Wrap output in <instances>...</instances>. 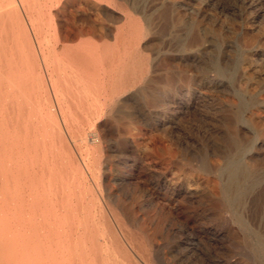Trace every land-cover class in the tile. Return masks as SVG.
I'll return each mask as SVG.
<instances>
[{
	"label": "rangeland",
	"instance_id": "obj_1",
	"mask_svg": "<svg viewBox=\"0 0 264 264\" xmlns=\"http://www.w3.org/2000/svg\"><path fill=\"white\" fill-rule=\"evenodd\" d=\"M14 1L36 52L34 73L27 59L16 55L17 68L28 76V87L43 82L34 89V104L43 100L47 125L61 129L47 139H55L48 144V158L71 159L73 167L64 168L69 184L78 166L80 216L90 214L94 229H68L71 210L53 200L48 203H54L48 217L56 220L48 218V230L54 229L46 241L50 251L61 254L74 239H87L89 247L91 236L107 248L101 252L105 264H264V0ZM33 23H43L42 36ZM137 26L143 30L140 36ZM54 27L68 39H56ZM76 27L88 28L89 34L76 36ZM88 37L115 53L135 54V65L147 68L101 121L93 119L95 127L83 122L73 100H62L53 88L59 75L65 88L64 78H70L63 48ZM0 59L5 74L9 60L2 54ZM68 104L70 110L64 109ZM0 122L5 137L14 120ZM5 139L7 148L11 138ZM54 153L57 158L51 157ZM59 168L47 170L53 173L50 180H61ZM51 213L64 216L57 214L58 220ZM68 231H74L72 240ZM0 232V264H32L33 251L22 254L18 231L10 238L8 231ZM58 238L63 239L57 243Z\"/></svg>",
	"mask_w": 264,
	"mask_h": 264
},
{
	"label": "bare ground",
	"instance_id": "obj_2",
	"mask_svg": "<svg viewBox=\"0 0 264 264\" xmlns=\"http://www.w3.org/2000/svg\"><path fill=\"white\" fill-rule=\"evenodd\" d=\"M16 5L17 4L15 3L14 0H0V53L2 55H4L5 57H7V59L9 60V63L7 64V66H9V68L7 67L8 68L7 72L4 71L5 74L1 70L2 66L0 64V120H2L5 124H6L5 120H7V119H9V122L14 120V124L10 130L8 129L9 123L7 124V127H6L7 130H6V132H4V135H5V137L7 135V136H10V138H11L10 139L11 141L9 142L10 144L8 145L7 148L10 147V150L12 148L15 151V153H10V152L7 153L6 152L8 150H7L6 146H4V145L7 144L8 142H6L4 144V140H7L9 137L7 139H5L3 134L0 135V145H1V147L2 146L5 147V148L4 147L3 148L5 149V152H6V153L3 152L4 154L3 155L1 154L2 156H0V231H2L4 234L6 233L4 231H8V237H9V234L15 235L16 231H18L17 233L19 234V237L16 236L15 238L20 239L19 242H20L21 248H22V249L20 248V251L23 250L22 254H26L27 253L26 251L28 249L30 252L33 251V254L31 253L32 256L31 257L29 256L30 260L32 259V264H49L48 261L46 262L45 258L50 259V262H51L50 264H105V261H104L105 259L101 256V252L107 251V248L106 247L103 248L101 243L98 244V239L96 237L91 238V236H90V243L92 242V244L89 247L86 245L87 239H84V240L80 239L81 240L80 242H78L76 239H74L73 242H71L72 245L70 243L71 246L69 245V243L66 246H64L62 251H64V249H65V251L67 252V255H63V256H62V251H60V250L59 251L61 252V254L59 252H57V250H55L53 252L50 251V242H48V243L46 242L47 239H49V236L52 235V234L49 235V232L52 230H48L49 227L52 228V226L49 224V221H48V218H49L48 216L50 215L49 213H50V211H52V210L49 211V209H50L49 207H50V205L52 206L55 203V201L58 202L59 199H60V201L65 202V203L63 202L64 203V205H63L64 209L63 210L66 211V209H69V210H71L72 215H73L72 220H68V223H69L68 229H70L69 227H71V228H73V227L83 228L84 231H89V230L94 231V229L92 227L93 224H92V226H90L91 222L89 223V221H91V219L90 220L88 219L89 218L88 216L90 214L88 216H82V217L80 216L81 212H84V211H82V210H84V208H82V205L80 204L81 199H80L79 193L81 194V192H80L81 189L79 190V193H77V190L79 189V187H81L80 186L81 182L79 183L77 181L79 179V178L77 179V176L80 173L78 171L79 170L78 166L76 165V168L74 170V175L72 177L73 179L70 180L71 183L69 184L68 179L70 177L69 178L67 177L68 178L67 181L65 180L66 172H65L64 168H67L65 166H68V165H71V168L73 167V163L70 161L71 159L68 158L70 160L66 159L65 161H61L62 160L61 159L60 160L61 162H58L57 161L58 153H57V155H55V153H54V156L51 155V157L56 156L55 158H57V159H53V161L50 162L51 159L49 160V158H48V155L52 154V153L48 154V152H49L48 151V144L50 142L51 143L54 142L55 139L54 140L52 139L53 141L51 140L50 142H47L48 141L47 139L50 138L51 134H53V135L55 134V136L57 134H60L61 129L57 126L56 127L55 126L49 127L47 125L46 119H47V117H49V115L47 112V105H46V103L43 102V100H42V102L37 103V105L34 104V101H33L34 89H35V87L36 88L42 87L43 82L40 85L39 80H37V82L34 81V82H36L35 84L32 82V83H30V86L28 87L26 85L29 82V81L27 82L28 76L26 75V73L22 72V70H18V68H17V64L15 62L16 55L27 59V61H28L27 64L29 66V69H31V72L34 73L35 72L34 69H35V65H36V61L34 59L36 57V54H35L36 52L34 51V48L31 45L30 37H29V34H28L26 27L22 23V20L19 19V17H18V14L16 12L17 11ZM41 10H43V9H41ZM19 11H21V10H19ZM32 17H33L32 20H35V21L38 20L39 18H41L39 15L35 16V17L32 16ZM34 25H35L34 27L36 29L37 34L39 36H42L43 35V23H41V24L38 23V24H34ZM134 29H136V28L134 27ZM142 32H143V30H141V28L138 27L135 31V34H136V36H140L142 34ZM74 34L76 36H84V35L89 34V29L88 28L85 29L84 27H78V28L76 27ZM52 35L58 40L60 38L62 40H66L69 37L68 34L58 33V31L56 30L55 27L53 29ZM44 36H45V34H44ZM45 37H47V36H45ZM48 37H49V35H48ZM37 40H38V38H37ZM9 43H11V45L8 46ZM133 43H132V45H133ZM4 44L7 46H5ZM206 44H208V43H206ZM41 52H43V51H41ZM62 54H63L62 56H64V59H65V61H64L65 63H63V64L65 67H67L69 69V71H70L69 77L70 78H68V79L64 78V80H65L64 82L66 84V88H65V87H63V85L61 83V80H60L61 77L59 75L60 78L58 77L57 79L53 80V88L57 91V93L60 95L62 100H66V99L73 100V102H74L73 106H74L75 110H77L78 112L83 114V122H85V123L91 122L92 123L91 126L92 125L94 126V123H95L94 121H96V122L101 121L102 117H104L108 112L111 111L112 105L117 100L118 96L123 92L125 93V91L127 90V88H129V86L134 84L137 80L141 79L147 72V68L145 66H141V64H140V66L135 65V62H134V59H135L134 55L135 54L133 56H129V55L127 56L126 52L125 53L124 52L115 53V52H113L112 48H110L109 46L103 45L102 47H100L97 44H94L93 41L90 39V37L84 39L81 43H79L78 45H75L73 47H67V46L64 47L62 50ZM25 59H24V62H26ZM62 59L63 58H61V60ZM5 61H6V58H5ZM0 62H1V59H0ZM59 72L60 71L58 70V73ZM39 73H40V71H39ZM62 73L64 74V71ZM64 77H65V74H64ZM30 81H32V80H30ZM59 104H60V102H59ZM64 109L70 110V105L68 104L67 106H64ZM25 112H27V113L24 114ZM61 112L63 113L62 110H61ZM54 113H56V112H54ZM74 115H76L75 112H74ZM93 119H94V121H93ZM64 121L67 122L66 117H65ZM0 123H2V122H0ZM5 124H4V126H6ZM2 125H0V126H2ZM54 125H55V123H54ZM56 125H57V123H56ZM81 129H82V127H81ZM71 130H72V127H71ZM3 131H5V130H3ZM79 131H81V130H79ZM83 131H84V129L81 132L83 133ZM95 138H96V136H95ZM62 139L64 140V138H62ZM56 141H57V139H56ZM58 141H59L60 145H62L60 135L58 137ZM86 141H87V139H86ZM63 142H65V140ZM66 143H67V141H66ZM68 145H70V144H68ZM54 146H56V145L54 144ZM49 147H51V146H49ZM67 149H70V148H67ZM2 150L3 149H1V151ZM32 150L34 151L33 152L34 154H33V156H32V154H31V156H29V153ZM51 150H52V147H51ZM69 151H71V150H69ZM61 152H63V151H61ZM68 154H71V153L68 152ZM71 155H73V154H71ZM67 156H69V155H67ZM60 157H63V155H60ZM72 157L73 156H71V158ZM98 162H100V161H98ZM75 164H74V166H75ZM55 167L56 168L60 167L59 170L56 171V173L59 172L60 176L55 175V174L54 175L56 177H58V176L61 177V178H59V177L57 178V179H61V180L55 181L57 184H59V182H61L60 183L61 189L59 190V188L57 187V184H56L55 187H57V188L53 187L54 190L52 191L50 188V185L52 184L51 181L54 182V176L52 178L53 180L52 179L50 180V178H51L50 175H53V173H55L53 171L55 169ZM49 169L50 170L52 169L51 172L53 171V173L50 175H47V170H49ZM69 171H70V168H69ZM80 171H82V170H80ZM70 172H68V175H70L69 174ZM82 175L79 177H82ZM56 177H55V179H56ZM54 183H53V185H54ZM83 186H82V188H83ZM84 190H86V189H84ZM83 194H84V192H83ZM86 194H87V192H86ZM82 197H84V196H82ZM73 199L76 200L75 204H72V202H71V201H73ZM92 199H91V201H92ZM53 200H54V203L50 204L48 207V203L53 201ZM63 203L61 202V203H59V205L63 204ZM81 203H82V201H81ZM57 204L58 203H56V205ZM52 209H55V208L52 207ZM106 212H107V210H106ZM51 214H55V213H51ZM57 214L61 215L59 213H56L55 215L57 216ZM104 214H102L103 218H104ZM62 216H64V213L61 215V217ZM108 216H109V214H108ZM50 217L53 218L54 215H53V217L52 216H50ZM58 218L59 217L57 216V219ZM49 220H50V218H49ZM54 220H55V218L53 220H50V221L53 222ZM58 220H60V219H58ZM59 222H57V223L59 224ZM61 222H62V219H61ZM65 222H66V219H65ZM63 223H62L63 226L68 225L67 222H66V225H64L65 223L64 224ZM114 223H115V221H114ZM52 225H53V223H52ZM58 226H60V225H58ZM61 228L59 227V230ZM59 230L57 228L56 231H59ZM53 231H54V229H53ZM53 231H52V233H53ZM66 232H67V230H66ZM68 232H69L68 233L69 238L67 237V239L72 240V237H73L72 233L74 231H68ZM57 233H59V232H57ZM0 234H1V232H0ZM52 236H51V238H52ZM15 238L12 237V239H14V240H15ZM62 239H60V240L62 241ZM7 240L9 241V239H7ZM57 240H58L57 243L61 242L59 240V238ZM1 241L2 240H0V242ZM111 242H113V241H111ZM7 243H10V242L6 241L5 244H7ZM17 243H16V245H18ZM54 243H53V245L56 244V243L55 244ZM12 244H13V242H12ZM3 245H4V243L0 246H3ZM79 245L82 246L81 249H80ZM111 245H113V244H111ZM8 246L9 245H7V247H6L7 250H8ZM14 246H12V247L15 248L16 246L15 247ZM56 246H57V244H56ZM62 246H63V244L61 245V247ZM2 248L4 249L5 247H2ZM18 248H19V246H18ZM18 248H16V249H18ZM57 248H60V247H57ZM16 249H15V252L17 251ZM31 249H32V251H31ZM60 249H62V248H60ZM7 250H6V252L8 253L9 250L8 251ZM9 252L11 253V251H9ZM20 253H18V254H20ZM12 254H13V252H12ZM5 256H6V254L4 255V257ZM15 256H18V255H15ZM82 256H84V258ZM0 257H2V256H0ZM10 257H11V255H10ZM77 259H80V260L77 261ZM127 259H129V258H127ZM16 260H18V258ZM6 261L7 260H5V262ZM11 261H10V263H11ZM0 262L2 263V261H0ZM128 262H130V261L128 260ZM106 264H109V263H106Z\"/></svg>",
	"mask_w": 264,
	"mask_h": 264
}]
</instances>
